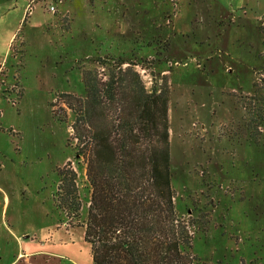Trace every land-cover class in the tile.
<instances>
[{
	"label": "rangeland",
	"instance_id": "obj_1",
	"mask_svg": "<svg viewBox=\"0 0 264 264\" xmlns=\"http://www.w3.org/2000/svg\"><path fill=\"white\" fill-rule=\"evenodd\" d=\"M126 69L125 84L135 75L145 92L167 96L186 254L195 264H264V0H0V211L9 199L0 264L27 250L8 228L24 241L50 231L68 242L53 249L60 264H92L79 230L63 229L84 223L90 185L65 103L77 104L60 94L85 98ZM66 155L80 203L73 219L58 207Z\"/></svg>",
	"mask_w": 264,
	"mask_h": 264
},
{
	"label": "trees",
	"instance_id": "obj_2",
	"mask_svg": "<svg viewBox=\"0 0 264 264\" xmlns=\"http://www.w3.org/2000/svg\"><path fill=\"white\" fill-rule=\"evenodd\" d=\"M128 71L85 88V98L60 94L77 104L65 103L76 115L74 157L86 154L84 240L93 264H195L170 184L167 96L145 92L135 75L125 84ZM50 106L54 119L67 121ZM56 172L65 196L58 207L77 218L76 173L70 162Z\"/></svg>",
	"mask_w": 264,
	"mask_h": 264
},
{
	"label": "crops",
	"instance_id": "obj_3",
	"mask_svg": "<svg viewBox=\"0 0 264 264\" xmlns=\"http://www.w3.org/2000/svg\"><path fill=\"white\" fill-rule=\"evenodd\" d=\"M102 21H104V20H102ZM11 38H12V36L9 37L8 41H10ZM69 159H70V155H66L65 158L62 160L60 167L63 164H65ZM57 182H59V181L57 180L56 184H57ZM56 187H57V185H56ZM56 190H57V188H56ZM2 199H3L2 200L3 202H2V208L0 211V219H3L2 221H4V220L7 221L8 220L7 209L9 206V199H8L7 195L3 196ZM52 209L55 212V217L58 215V219H59V213L56 210L54 199H53ZM9 217H11V216H9ZM55 226H56V223H55L54 227ZM59 226H61V225H59ZM44 228H46V227H44ZM63 229H64L65 234L68 235V237L72 236V234H70L72 231L75 232V231L79 230L80 238H82V241L85 242V240H84V229L81 226H76V227H72V228H68V229L66 227H63ZM7 232H8V234H13V236L18 240L19 245H21L22 249L24 247L27 249L25 252L24 251L20 252L16 256V258L14 260H12L11 262H9L8 264H17L18 262H20V264H60L59 263V257H60L59 255H62V254L54 251L53 249H55L57 247V245L63 246V247H66L68 245V242L62 241L61 238H58V240H57L58 242L55 240L52 241V237H51L52 232H50V231H47V233H48L47 237H44L40 241H38V238L36 239L35 235L34 236H22V238H28V240L24 241L23 239H20V235L15 234L9 228L7 229ZM69 239H71V238H69ZM88 246H89V244H88ZM89 250H90L91 262L93 264L90 246H89ZM17 258H19L18 261H16Z\"/></svg>",
	"mask_w": 264,
	"mask_h": 264
},
{
	"label": "built area",
	"instance_id": "obj_4",
	"mask_svg": "<svg viewBox=\"0 0 264 264\" xmlns=\"http://www.w3.org/2000/svg\"><path fill=\"white\" fill-rule=\"evenodd\" d=\"M49 9L51 10V11H54V7L51 5V6H49Z\"/></svg>",
	"mask_w": 264,
	"mask_h": 264
}]
</instances>
